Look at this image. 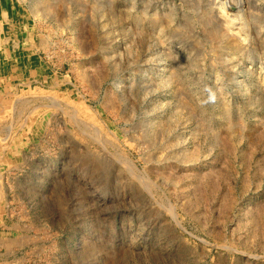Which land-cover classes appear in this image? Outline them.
I'll return each instance as SVG.
<instances>
[{"label":"rangeland","instance_id":"1","mask_svg":"<svg viewBox=\"0 0 264 264\" xmlns=\"http://www.w3.org/2000/svg\"><path fill=\"white\" fill-rule=\"evenodd\" d=\"M31 1L0 264H264V0Z\"/></svg>","mask_w":264,"mask_h":264},{"label":"bare ground","instance_id":"2","mask_svg":"<svg viewBox=\"0 0 264 264\" xmlns=\"http://www.w3.org/2000/svg\"><path fill=\"white\" fill-rule=\"evenodd\" d=\"M2 1L4 2V3H8V5H9V8H10V10L8 11L9 13H7V11L3 8V6H2ZM12 0H0V73H1V71L2 70H9L10 68H11V64H12V56H11V54L9 53V52H14V48L16 47V46H19L20 47V45L21 44H23L24 42H23V40H24V38H23V35H24V33H26V31H28L29 29H31V27H32V25H33V21H26V19H22L21 17H18L17 16V13H16V10L14 9V7L11 5L10 6V2H11ZM32 1H34V0H32ZM31 1V2H32ZM42 0H35V2L33 3L34 5V13H36V14H38L41 10L42 11H45V13L47 12V14H48V17L51 15L50 13H51V11H50V9H48V6H46V7H41L40 8V6L43 4L44 5V2L42 3L41 2ZM44 1V0H43ZM221 1V0H220ZM14 2V1H13ZM46 2V1H45ZM217 2V1H216ZM19 3H21L20 2V0H19ZM24 3V2H23ZM54 3V2H53ZM220 3V2H219ZM228 3H229V0H228V2L227 1H225V2H223L222 3V1H221V3H220V12H221V14H223L225 17H226V19H227V21L225 22V24H224V34L222 33V35L221 36H223V37H230L231 36V34L232 33H228L227 31H230L231 30V28L228 26V25H231V24H233V23H231V22H234V21H231L230 19H229V16L225 13V10L226 9H228V10H233L234 8L233 7H231V6H229L228 5ZM23 6V5H22ZM28 7H31V6H28ZM50 7V6H49ZM42 8H45V9H42ZM233 8V9H232ZM25 9V8H24ZM24 9H23V11H24ZM27 9V8H26ZM28 10V9H27ZM33 12V11H32ZM40 14V13H39ZM46 14V15H47ZM23 15V14H22ZM31 14L29 13V16H30ZM43 15V14H42ZM53 16V15H52ZM223 16V17H224ZM18 17V18H17ZM39 17H40V15H39ZM45 17V16H44ZM35 19V18H34ZM152 21L154 22L155 20H154V18L152 19ZM229 21V22H228ZM234 25V24H233ZM233 25H231V26H233ZM238 33H240L239 31H237ZM236 32V33H237ZM236 33H234V34H232V36H235V37H237V35H236ZM8 40H10V43H9V45L12 43V46H10V50H5V47H4V43L5 42H7ZM233 43L234 44H236V42L233 40ZM34 45V44H33ZM12 47V48H11ZM24 48V47H23ZM19 49V48H18ZM17 50V49H16ZM15 50V51H16ZM19 50H17V52H18ZM37 51V50H36ZM18 53H20V52H18ZM21 53H25L24 52V50H22L21 51ZM36 57H38V56H36ZM25 58V57H24ZM37 59V58H36ZM25 61V60H24ZM14 62V61H13ZM39 62V61H38ZM26 63H27V61H26ZM30 63V62H29ZM37 63V62H36ZM40 64V63H39ZM42 65V64H41ZM1 67H2V69H1ZM23 67H24V65H23V63H17V69H18V71L20 72V73H22V71H23ZM34 67V66H33ZM160 67V66H159ZM41 68V67H40ZM11 69H14V67H12ZM34 69H35V67H34ZM46 70V69H45ZM8 72V71H7ZM37 72H38V70H37ZM48 72V71H47ZM17 75V74H16ZM52 75V74H51ZM7 76V75H6ZM23 76V75H22ZM17 78V77H16ZM33 78V77H32ZM38 78H40V77H38ZM59 79V78H58ZM17 80V79H16ZM31 80V79H30ZM65 80V79H64ZM13 81V80H12ZM44 82H45V80H44ZM57 82V81H56ZM36 83V82H35ZM34 83V84H35ZM4 84H6V82L4 83ZM3 84V85H4ZM12 84V83H11ZM33 84V85H34ZM39 84V83H38ZM41 84H43V83H41ZM67 86V85H66ZM19 87V86H18ZM22 87V86H21ZM69 87V86H68ZM32 88V87H31ZM33 88H35V87H33ZM65 88V87H64ZM37 89V88H36ZM56 89V88H55ZM68 89V88H67ZM64 90V89H63ZM69 90H70V88H69ZM0 91L2 92V89H1V87H0ZM26 91V90H25ZM32 92H33V90H31ZM35 91V90H34ZM39 91V90H38ZM37 91V92H38ZM9 92H11V91H9ZM40 92V91H39ZM52 92V91H51ZM54 92V91H53ZM3 93V92H2ZM19 93V92H18ZM20 93H22V91L20 92ZM31 92H29V94H30ZM44 93V92H43ZM63 93H65V92H63ZM15 94V93H14ZM33 94H34V92H33ZM52 94V93H51ZM6 95V94H5ZM20 95V94H19ZM28 95V94H27ZM37 95V94H36ZM35 95V96H36ZM41 95V94H40ZM48 95H50V94H48ZM56 95V94H55ZM18 96V95H17ZM31 96V95H30ZM57 96V95H56ZM67 96V95H66ZM21 97V96H20ZM39 97V96H38ZM53 97V96H52ZM61 97V96H60ZM2 98V97H1ZM16 98V97H15ZM37 98V97H36ZM40 98V97H39ZM23 100V99H22ZM29 100V99H28ZM34 100V99H33ZM52 100V99H51ZM55 100V99H54ZM21 101V100H20ZM36 101V100H35ZM15 102H17V101H15ZM24 102H25V100H24ZM28 102V101H27ZM30 103V102H29ZM35 103V102H34ZM37 103V102H36ZM11 104H12V102H11ZM16 104V103H15ZM6 106H8V102L5 104ZM24 105V104H23ZM49 105H51L50 103H49ZM0 106H1V104H0ZM53 108H55V107H53ZM37 109V108H36ZM47 109V108H46ZM9 110V109H8ZM23 110V109H22ZM34 110V108L32 109V111ZM2 111V110H1ZM10 111V110H9ZM28 111V110H27ZM32 111H30V113H27L28 115H30L31 116V112ZM15 112V111H14ZM10 114H11V111L9 112ZM26 114V115H27ZM39 114H40V112H39ZM16 115V114H15ZM18 115V114H17ZM32 116H34V115H32ZM52 116V115H51ZM4 117V116H3ZM12 117V116H11ZM10 117V115H9V118H11ZM6 118V117H5ZM19 118V117H18ZM26 118V117H25ZM24 118V119H25ZM43 118H44V116H43ZM12 119V118H11ZM11 119H10V121H11ZM34 118H32V120H33ZM17 121H18V119H17ZM14 122V121H13ZM19 122V121H18ZM31 122V121H30ZM11 123V122H10ZM23 123H25V122H23ZM22 123V124H23ZM18 124V123H17ZM27 127V128H26ZM26 127H24V128H26V129H30V127L29 126H26ZM34 127V126H33ZM32 127V128H33ZM10 128V127H9ZM8 128V129H9ZM21 129V128H20ZM35 129V128H34ZM31 131V130H30ZM6 132V131H5ZM9 133H10V131H9ZM12 133V132H11ZM7 134H8V132H7ZM15 134H17V133H15ZM22 135V134H21ZM24 135V134H23ZM26 135V134H25ZM7 136V135H6ZM10 138V137H9ZM5 139V138H4ZM2 141V140H1ZM1 143V145H0V171L1 170H5L6 168H8L9 166L11 167V169L13 168V167H15L16 166V163H15V159H16V141L14 140V139H12L11 141H9V143H7V145L6 146H3V144H2V142H0ZM21 144V143H20ZM26 145V144H25ZM19 147H21V146H19ZM19 151V150H18ZM20 155V154H19ZM21 157V156H20ZM185 158H187L188 156L187 155H185L184 156ZM19 159V158H18ZM16 168V167H15ZM9 169V168H8ZM14 170V169H13ZM7 171V170H6ZM9 171H11V170H9ZM8 176V175H7ZM7 176H6V178H7ZM3 181V180H2ZM1 181V182H2ZM4 181H5V179H4ZM10 181V180H9ZM10 183V182H9ZM2 184V183H1ZM5 184V183H4ZM13 184V183H12ZM8 185V184H7ZM10 185H8V187H9ZM3 187V186H2ZM12 187V186H11ZM3 190H5L4 188L2 189L1 187H0V203H4V201H5V194H3L4 193V191ZM9 190V189H8ZM7 190V191H8ZM7 191H5V192H7ZM7 200V199H6ZM10 200V199H9ZM11 202V201H10ZM9 203V202H8ZM12 203V202H11ZM10 204V203H9ZM6 208V207H5ZM8 208H9V206H8ZM11 209H14V208H11ZM10 209V210H11ZM8 210V209H7ZM12 213V212H11ZM10 214V213H9ZM14 214V213H13ZM10 216H11V214H10ZM17 216V215H16ZM23 216V215H22ZM19 218H21L20 216H18ZM15 218V217H14ZM17 218V217H16ZM18 218V219H19ZM17 221H19V220H17ZM23 221V220H22ZM24 221H26L25 219H24ZM16 224V223H15ZM23 226V225H22ZM16 227H17V225H16ZM25 227V226H24ZM12 229V232L13 233H15V227L14 226H11L10 227V229L9 230H11ZM25 230H26V228H25ZM23 231V230H22ZM26 233H27V231H26ZM12 237H10V239H3V238H0V249L4 252V256H6V254H7V252H9V251H13L12 249H13V247H15L16 245H17V243H18V239H11ZM25 238H27L26 236H25ZM22 240L23 241H21V239H20V241H21V243L22 242H24L25 241V239L22 237ZM26 240H28V239H26ZM29 241V240H28ZM31 241V240H30ZM29 241V242H30ZM27 242V241H26ZM25 243V242H24ZM28 243V242H27ZM18 245H20L19 243H18ZM26 246V245H25ZM19 247V246H18ZM22 247V246H21ZM24 247V246H23ZM16 248V247H15ZM17 249V248H16ZM20 249V248H19ZM20 251H22L21 249H20ZM13 253V252H12ZM3 254V253H2ZM18 255V254H17ZM8 257V256H7ZM6 257V258H7ZM9 257H11L10 255H9ZM13 257V256H12ZM6 258H5V260H6ZM9 259V258H8ZM18 259V258H17ZM12 260V259H11ZM16 260V259H15ZM19 260V259H18ZM22 260V259H21ZM21 260H19V261H21ZM24 260V259H23ZM1 261V260H0ZM10 262V261H9ZM13 262H15L14 260H13ZM17 262V261H16ZM22 262V261H21ZM11 263V262H10ZM10 263H4V264H10ZM20 263V262H19ZM21 264V263H20Z\"/></svg>","mask_w":264,"mask_h":264},{"label":"crops","instance_id":"3","mask_svg":"<svg viewBox=\"0 0 264 264\" xmlns=\"http://www.w3.org/2000/svg\"><path fill=\"white\" fill-rule=\"evenodd\" d=\"M2 6L3 8L7 11V13H9L8 11L10 10L8 3H4L2 1ZM2 69V67H1ZM4 214H5V207H4V203H0V227L4 226ZM10 229V228H9ZM12 231V229L10 230V232ZM13 233V232H12ZM0 238L6 239L7 237H4L1 233H0ZM10 239V238H7ZM12 239V238H11Z\"/></svg>","mask_w":264,"mask_h":264}]
</instances>
